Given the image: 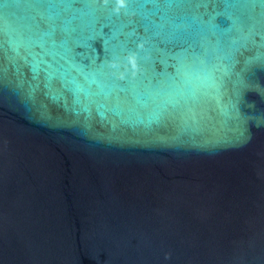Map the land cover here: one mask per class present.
Wrapping results in <instances>:
<instances>
[{
    "label": "water",
    "instance_id": "95a60500",
    "mask_svg": "<svg viewBox=\"0 0 264 264\" xmlns=\"http://www.w3.org/2000/svg\"><path fill=\"white\" fill-rule=\"evenodd\" d=\"M0 264H264V0H0Z\"/></svg>",
    "mask_w": 264,
    "mask_h": 264
}]
</instances>
